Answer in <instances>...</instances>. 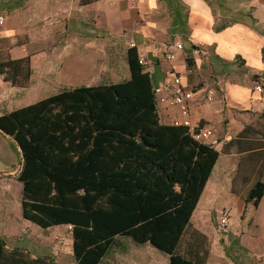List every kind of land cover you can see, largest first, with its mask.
<instances>
[{
    "label": "crops",
    "instance_id": "1",
    "mask_svg": "<svg viewBox=\"0 0 264 264\" xmlns=\"http://www.w3.org/2000/svg\"><path fill=\"white\" fill-rule=\"evenodd\" d=\"M0 16V59L28 58L30 66L24 85L0 73V115L29 104L9 105L37 84L50 89L36 100L99 84L108 74L100 50L116 36L134 43L153 86L168 91L172 77L180 75L194 88L191 121L214 128L220 142L190 224L209 236L220 233L223 242L210 249L213 264H230L231 256L238 264H264V194L257 205L245 200L250 187L264 181V131L250 128L264 122V0H0ZM165 48L175 53L172 60L164 57ZM207 88L213 90L210 101ZM158 114L169 123L178 108L163 103ZM244 127L247 134L232 144ZM247 156L255 157L250 169L243 162ZM21 163L18 144L0 130V239L8 249L52 258V226L23 218L21 192L12 191L10 179ZM230 217L238 222L228 224Z\"/></svg>",
    "mask_w": 264,
    "mask_h": 264
},
{
    "label": "trees",
    "instance_id": "2",
    "mask_svg": "<svg viewBox=\"0 0 264 264\" xmlns=\"http://www.w3.org/2000/svg\"><path fill=\"white\" fill-rule=\"evenodd\" d=\"M125 55L126 79L62 89L0 115L22 155V217L42 228L70 225L74 264H100L120 236L150 243L167 264H205L207 251L193 246L190 257L178 248L219 152L160 121L150 71L135 47ZM0 73L24 85L28 58L0 59ZM263 194L257 180L245 200L257 205ZM0 264L54 261L0 239Z\"/></svg>",
    "mask_w": 264,
    "mask_h": 264
},
{
    "label": "rangeland",
    "instance_id": "3",
    "mask_svg": "<svg viewBox=\"0 0 264 264\" xmlns=\"http://www.w3.org/2000/svg\"><path fill=\"white\" fill-rule=\"evenodd\" d=\"M129 41L124 37L116 36L114 40L109 41L108 45L105 46L104 52L100 50L99 61L100 64L108 67V74L104 77L99 78V82H117L129 77L128 64L126 62V48L129 47ZM113 69V71L111 70ZM106 70V67H104ZM111 72H113L111 74ZM105 74V73H103ZM50 89V87H42L39 84L33 87L29 93L25 96H18L15 98V102H10L9 105H17V102L28 101L27 103H33L36 99L43 97L44 91ZM42 99V98H41ZM26 103V102H23ZM264 115V113H263ZM251 130L260 129L264 131V122L262 124L254 123L250 127ZM254 137L259 138V135L253 134ZM255 157H246L243 162L247 169H250L253 165V159ZM13 192H21V184L15 178L11 179ZM228 224H234L238 222V218H229ZM219 221V219H218ZM40 227V226H38ZM59 226H52L48 232L52 235V245L55 247V256L52 257L54 264H74V257L72 254V242H71V231L68 225H64L61 229ZM222 227V226H221ZM41 230V229H40ZM196 230V231H195ZM41 232V231H40ZM220 233H212L211 236L200 229H196L190 224L184 232L181 244L178 248L179 252L185 253L187 256H193V246L196 247L199 255L205 256V264H213L210 249L212 244L218 245L223 242L220 238ZM55 237V239L53 238ZM213 251V250H212ZM233 262L230 264H238L237 258L231 256ZM168 255L160 249L154 247L150 243L138 244L135 243L131 238L120 236L117 238V242L112 246L110 251L106 254L100 264H167ZM229 264V263H228ZM261 264V263H260Z\"/></svg>",
    "mask_w": 264,
    "mask_h": 264
},
{
    "label": "built area",
    "instance_id": "4",
    "mask_svg": "<svg viewBox=\"0 0 264 264\" xmlns=\"http://www.w3.org/2000/svg\"><path fill=\"white\" fill-rule=\"evenodd\" d=\"M129 2H139L146 0H128ZM3 17L0 16V22H2ZM130 46H134V43L131 42ZM174 46L177 49L182 48L181 42H175ZM163 55L167 60H172L175 57V53L169 48L163 50ZM139 64L144 66V61L142 58L138 60ZM255 89L260 91L262 86L260 83L255 85ZM155 99L158 105L168 104L170 106H177L178 115L171 119V123L176 126H184L187 129V132L190 136L197 142L215 147L218 142H220L219 137L217 136L214 128L210 126H200L198 123H192L190 118V107L189 102L193 97V94L196 93V90L192 87H189L187 84L183 83L180 75H174L170 84L168 91H165L160 86L153 87ZM211 94L213 90L207 88L205 90V99L207 101L211 100ZM222 222L226 221V218H222ZM70 228L71 226L68 225Z\"/></svg>",
    "mask_w": 264,
    "mask_h": 264
}]
</instances>
